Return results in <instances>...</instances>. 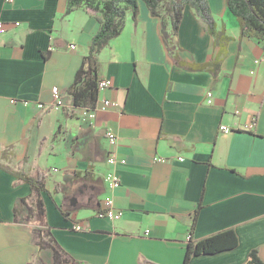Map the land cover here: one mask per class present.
<instances>
[{"label":"crops","instance_id":"obj_1","mask_svg":"<svg viewBox=\"0 0 264 264\" xmlns=\"http://www.w3.org/2000/svg\"><path fill=\"white\" fill-rule=\"evenodd\" d=\"M207 1L213 33L185 6L171 43L143 1L136 20L127 11L122 33L96 56L99 80L112 85L98 90L89 119L68 92L100 12L0 0V264H56L35 226L14 220V208L26 214L21 199L35 200L18 175L38 172L51 194L45 227L75 264H184L190 242L228 231L236 247L187 264H247L252 250L264 263L263 43L240 35L226 0ZM104 99L118 106L102 110ZM110 152L115 190L104 182ZM106 198L120 219L99 217Z\"/></svg>","mask_w":264,"mask_h":264},{"label":"trees","instance_id":"obj_2","mask_svg":"<svg viewBox=\"0 0 264 264\" xmlns=\"http://www.w3.org/2000/svg\"><path fill=\"white\" fill-rule=\"evenodd\" d=\"M140 0H68L66 15H69L81 5L88 9L100 12L99 29L94 35L87 55L84 57L81 68L77 71L73 84L69 90L74 106L93 110L98 96L99 78L97 74L96 56L112 40L117 38L123 30L124 18L127 11L133 14V20L137 18L138 2ZM148 7L150 14L161 19L162 31L166 39L172 42L179 29L183 10L185 6L194 9L198 18L204 22L210 33H213L215 23L209 9L207 0H141ZM228 10L236 17L241 36L254 38L263 43L264 48V0H226ZM164 11V14H162ZM170 26L167 32L165 29ZM174 61L179 60L174 55ZM200 68H203L202 66ZM217 69V66H216ZM45 172H38L35 176L20 173L18 180L30 186L34 192L35 200L33 206H28L25 199L19 201L20 206L24 205L26 214L19 217L18 208H14V220L16 222L33 224L34 240L39 248H50L53 251L56 264L71 262L70 257L58 244L46 224V204L43 195L50 197L49 190L45 188ZM65 216V214L63 213ZM19 217V218H18ZM193 229V226H192ZM237 240L232 231L220 233L208 237L196 244L191 242L186 251L184 264H187L190 257L201 254H214L226 249L236 247ZM247 264H264L256 250L250 251Z\"/></svg>","mask_w":264,"mask_h":264},{"label":"built area","instance_id":"obj_3","mask_svg":"<svg viewBox=\"0 0 264 264\" xmlns=\"http://www.w3.org/2000/svg\"><path fill=\"white\" fill-rule=\"evenodd\" d=\"M6 2H9L10 0H5ZM5 32V28L4 25L2 23H0V34ZM71 48H74V46H72ZM112 85V82L108 79H102L99 81L98 83V90L101 91L106 87H110ZM212 97V93L208 92L207 93V101L210 102V99ZM52 106L55 110L60 109L63 104H62V97H61V93L57 88H54L52 90ZM101 109H108V108H116L118 106V104L114 101H110V100H102L101 101ZM41 107V106H40ZM83 115H86L89 119H93L94 118V112L92 111H86L84 110ZM223 132H229V130L222 126L220 128ZM105 137L111 147V149H114L116 144H117V138L115 136V134L111 131V130H106L105 131ZM119 160L115 157L114 152H110L106 162L109 166V169L107 171V173L104 176V182L106 183V185L108 186V188L110 190H115L120 186V181L118 178V175L115 173L113 167L115 166V164L118 162ZM122 210L117 209L114 206V202L112 199L110 198H106L105 200H103V204H102V210L99 214V217H104L110 220H118L122 217ZM76 230H80L81 226L80 225H76L74 227Z\"/></svg>","mask_w":264,"mask_h":264},{"label":"rangeland","instance_id":"obj_4","mask_svg":"<svg viewBox=\"0 0 264 264\" xmlns=\"http://www.w3.org/2000/svg\"><path fill=\"white\" fill-rule=\"evenodd\" d=\"M28 204L33 206V200H30Z\"/></svg>","mask_w":264,"mask_h":264}]
</instances>
